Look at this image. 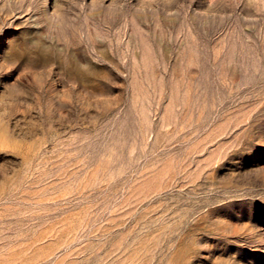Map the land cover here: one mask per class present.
<instances>
[{
	"label": "rangeland",
	"instance_id": "1",
	"mask_svg": "<svg viewBox=\"0 0 264 264\" xmlns=\"http://www.w3.org/2000/svg\"><path fill=\"white\" fill-rule=\"evenodd\" d=\"M0 264H264V0H0Z\"/></svg>",
	"mask_w": 264,
	"mask_h": 264
}]
</instances>
